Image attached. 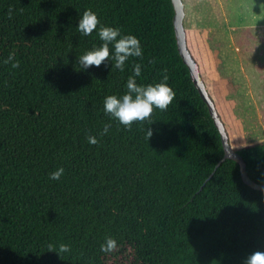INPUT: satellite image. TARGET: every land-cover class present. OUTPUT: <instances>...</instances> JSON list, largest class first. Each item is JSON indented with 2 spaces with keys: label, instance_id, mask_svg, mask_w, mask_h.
Returning a JSON list of instances; mask_svg holds the SVG:
<instances>
[{
  "label": "trees",
  "instance_id": "1",
  "mask_svg": "<svg viewBox=\"0 0 264 264\" xmlns=\"http://www.w3.org/2000/svg\"><path fill=\"white\" fill-rule=\"evenodd\" d=\"M85 10L99 20L88 36L76 29ZM173 15L170 0H0V264H244L264 251V141L243 142L218 51L186 30L243 179L178 53ZM100 26L136 37L142 57L123 71L111 54L80 68ZM136 64L138 85L166 73L175 98L128 130L104 101L126 93ZM109 237L117 249L101 252Z\"/></svg>",
  "mask_w": 264,
  "mask_h": 264
},
{
  "label": "rangeland",
  "instance_id": "2",
  "mask_svg": "<svg viewBox=\"0 0 264 264\" xmlns=\"http://www.w3.org/2000/svg\"><path fill=\"white\" fill-rule=\"evenodd\" d=\"M185 30L206 33L218 51L243 142L264 141V0H182Z\"/></svg>",
  "mask_w": 264,
  "mask_h": 264
},
{
  "label": "clouds",
  "instance_id": "3",
  "mask_svg": "<svg viewBox=\"0 0 264 264\" xmlns=\"http://www.w3.org/2000/svg\"><path fill=\"white\" fill-rule=\"evenodd\" d=\"M12 9H9V18H11ZM99 20L97 15L91 10H85L82 17L79 19L78 27L76 28L82 35H91L95 30ZM102 44L91 51L86 52L84 55L77 58L78 65L82 69H88L91 66L100 67L102 63L111 59L114 61L112 67L117 70L123 71L126 61L131 57H142V49L139 40L134 36H121L119 29L100 26L97 33ZM112 46L110 50L109 46ZM14 54L9 55L4 63H11L12 68H18L19 62L15 61ZM134 75L130 76L126 83L127 91L122 97L108 96L104 101V111L112 119L117 120L126 129L130 130L133 122L148 121L151 124L150 117L153 109L166 111L168 106L175 98V92L170 88L166 81L169 79L165 73L162 83L156 85H138L136 77L141 75V66L136 64L134 66ZM110 125H105L101 135H106ZM153 135L150 127L146 129V138L149 140ZM88 143L96 145L98 140L94 136L88 137ZM64 173V169L60 168L50 175L51 180H58ZM49 249L53 248L49 244ZM117 249V242L115 239L109 237L104 244L101 245V252L111 253ZM59 253L70 252L71 249L66 244L59 245ZM51 252V251H50ZM244 264H264V251H255L249 255Z\"/></svg>",
  "mask_w": 264,
  "mask_h": 264
},
{
  "label": "water",
  "instance_id": "4",
  "mask_svg": "<svg viewBox=\"0 0 264 264\" xmlns=\"http://www.w3.org/2000/svg\"><path fill=\"white\" fill-rule=\"evenodd\" d=\"M170 1L174 10L172 21H173L174 34H175L178 53L182 58L183 63L187 67L189 71L190 79L193 82L195 89L198 91L200 98L207 106L209 115L220 134L221 143L224 150V159L228 158L236 161L240 166L242 178L245 179L246 176L244 173L243 161L239 158L237 154L232 152L229 146L228 136L225 131L224 124L221 122L220 117L216 112L214 103L206 91L204 82L202 81L199 74L198 64L196 63V61L194 60V58L192 57V55L188 50L186 43V30L183 25L184 10H183L182 0H170Z\"/></svg>",
  "mask_w": 264,
  "mask_h": 264
}]
</instances>
